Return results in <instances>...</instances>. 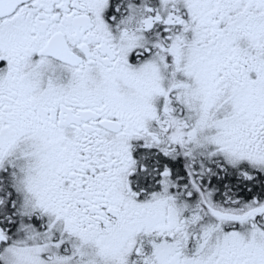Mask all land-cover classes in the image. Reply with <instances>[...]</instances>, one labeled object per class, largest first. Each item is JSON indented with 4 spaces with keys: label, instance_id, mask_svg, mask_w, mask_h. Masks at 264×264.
Listing matches in <instances>:
<instances>
[{
    "label": "snow or ice",
    "instance_id": "1",
    "mask_svg": "<svg viewBox=\"0 0 264 264\" xmlns=\"http://www.w3.org/2000/svg\"><path fill=\"white\" fill-rule=\"evenodd\" d=\"M0 264H264V0H0Z\"/></svg>",
    "mask_w": 264,
    "mask_h": 264
}]
</instances>
